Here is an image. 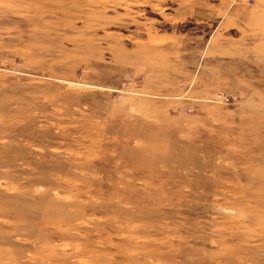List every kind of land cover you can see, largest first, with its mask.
Returning a JSON list of instances; mask_svg holds the SVG:
<instances>
[{"label": "rangeland", "instance_id": "1", "mask_svg": "<svg viewBox=\"0 0 264 264\" xmlns=\"http://www.w3.org/2000/svg\"><path fill=\"white\" fill-rule=\"evenodd\" d=\"M0 264H264V0H0Z\"/></svg>", "mask_w": 264, "mask_h": 264}]
</instances>
